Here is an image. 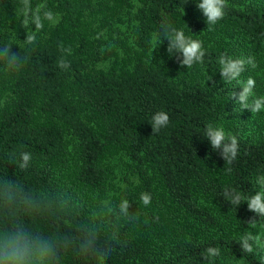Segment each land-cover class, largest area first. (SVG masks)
I'll use <instances>...</instances> for the list:
<instances>
[{
  "label": "trees",
  "instance_id": "1",
  "mask_svg": "<svg viewBox=\"0 0 264 264\" xmlns=\"http://www.w3.org/2000/svg\"><path fill=\"white\" fill-rule=\"evenodd\" d=\"M197 3L31 0L33 9L44 5L58 22L45 20L27 45L21 0H0V47L10 44L23 64L19 72L0 70V193L11 183L20 194L12 209L0 203V227L19 221L50 237L57 264H262L242 253L238 241L264 235V217L249 211L247 201L231 205L222 193L247 197L257 190L256 178L264 175V110L236 105L230 96L242 86L226 84L218 61L253 56L257 66L239 79L254 78L259 97L264 0H228L211 30ZM125 21L127 34L117 35ZM165 22L202 41L203 63L181 66L182 54L170 56L167 40L153 44ZM68 46L71 55L61 52ZM61 58L68 69L58 67ZM158 111L170 119L155 133ZM209 123L237 137L231 164L204 136ZM25 151L32 159L21 169ZM118 154L129 169L125 185L107 195L108 159ZM145 192L148 206L140 200ZM122 198L132 203L135 221L118 214ZM253 217L255 225L248 222ZM207 247L220 255L206 261Z\"/></svg>",
  "mask_w": 264,
  "mask_h": 264
},
{
  "label": "clouds",
  "instance_id": "2",
  "mask_svg": "<svg viewBox=\"0 0 264 264\" xmlns=\"http://www.w3.org/2000/svg\"><path fill=\"white\" fill-rule=\"evenodd\" d=\"M22 26L28 29L26 40L27 45H32L37 40V33L44 27V21H49L55 25L58 22L57 16L51 10H44V5H37L33 9L31 0H21ZM197 7L202 10L206 17V23L211 30L212 26L225 16V9L228 7V0H199ZM35 24V31L29 29V24ZM161 31L153 37V44L159 46L163 40H167V53L171 56L173 52L182 54L183 59L179 61L181 66L192 68L197 63H203L206 50L202 41L186 36L182 29L171 27L167 22L162 23ZM67 51L72 54V48L61 47V52ZM21 58L17 52L12 51L10 44H4L0 47V70L9 72H19L23 68L20 62ZM220 65V74L226 84L237 81L242 86V91L238 94L232 92L231 98L241 110L250 109L252 113H259L264 110V96L254 95L256 81L249 77L246 81H240L241 74L250 66L255 68L256 61L253 56L232 57L221 55L218 61ZM69 62L61 58L58 61V67L68 69ZM210 79V77H209ZM169 115L164 111H158L152 116V131L158 133L169 123ZM206 136L211 143L212 149L221 150L224 161L231 164L238 156L239 142L235 135L226 133L222 126H215L209 123L205 130ZM21 162L19 167L25 169L29 166L32 159L30 152H21ZM12 162H15L13 158ZM257 190L250 196H243L240 192L225 189L222 193L224 198L236 207L247 201L249 211L254 212L258 217H264V175H260L255 181ZM19 192L11 183L6 185V190L0 193V203L6 208L12 209L17 204ZM27 200V197L24 198ZM140 200L144 206L151 203L150 193H141ZM118 214L126 217L130 221H135L138 216L136 212H131L132 203L127 198H122L116 206ZM10 211L8 215H12ZM255 225L256 219L253 217L248 221ZM241 245L242 253L253 254L257 249L264 247L258 242V239L251 234H245L238 241ZM255 245V246H254ZM206 261L220 255V249L217 247H207L203 253ZM58 250L54 241L39 232H35L19 221H15L8 226L0 227V264H57ZM264 264V260H262Z\"/></svg>",
  "mask_w": 264,
  "mask_h": 264
},
{
  "label": "rangeland",
  "instance_id": "3",
  "mask_svg": "<svg viewBox=\"0 0 264 264\" xmlns=\"http://www.w3.org/2000/svg\"><path fill=\"white\" fill-rule=\"evenodd\" d=\"M125 18H127V17H125ZM119 28H120L121 32L116 33L117 35L127 34L128 26L126 25V21L120 22ZM113 35H115V33H113ZM107 61L103 62L101 65L103 66V65L107 64L108 63ZM261 79H264V77H261ZM260 96H264V90H262V92H260L259 97ZM108 163H110V165L112 166V169H113V173H112L109 185H108L107 190H106V194L110 195V193L117 191L120 187L125 185V171H126V168L128 169V167L126 164V157L124 155H121V154L114 155V156L110 157L108 159ZM127 177H128V179H133V176L130 173V171L128 172ZM256 238L258 239V242L261 245H264V235H260ZM253 255L264 260V247L257 249V251L253 253Z\"/></svg>",
  "mask_w": 264,
  "mask_h": 264
}]
</instances>
